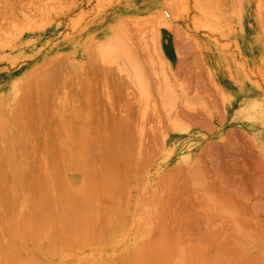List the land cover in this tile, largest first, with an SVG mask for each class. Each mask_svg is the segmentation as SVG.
I'll return each mask as SVG.
<instances>
[{"label": "rangeland", "instance_id": "374dc122", "mask_svg": "<svg viewBox=\"0 0 264 264\" xmlns=\"http://www.w3.org/2000/svg\"><path fill=\"white\" fill-rule=\"evenodd\" d=\"M204 1L0 0V94L14 105L22 97L15 82L44 81L55 70L52 109L64 100L68 122L79 109L96 130L120 127L136 162H145L139 185L157 198L186 199L206 230L232 240L237 226L211 201L264 230L263 192L229 185L241 170L264 171V0H242L226 26L200 24ZM118 22L147 94L123 56L103 55ZM182 229L184 244L209 246Z\"/></svg>", "mask_w": 264, "mask_h": 264}, {"label": "bare ground", "instance_id": "6f19581e", "mask_svg": "<svg viewBox=\"0 0 264 264\" xmlns=\"http://www.w3.org/2000/svg\"><path fill=\"white\" fill-rule=\"evenodd\" d=\"M241 5L242 0H206L200 24L226 26ZM111 27L105 59L123 56L147 94L121 23ZM216 63L224 70L225 59ZM54 71L44 81L31 75L15 82L22 97L14 105L0 94V264H264L262 226L242 225L235 209L211 201L237 228L232 240L206 230L195 205L157 198L139 185L145 162H136L139 156L131 154L120 127L108 123L96 130L93 118L79 109L68 122L64 100L52 109ZM254 174L241 170L229 185L254 184L264 194V171ZM182 228L195 239L205 236L200 241L209 246L184 244Z\"/></svg>", "mask_w": 264, "mask_h": 264}]
</instances>
